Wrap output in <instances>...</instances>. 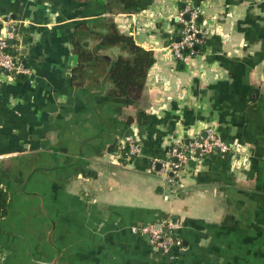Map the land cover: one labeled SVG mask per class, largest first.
I'll use <instances>...</instances> for the list:
<instances>
[{"label": "crops", "instance_id": "0c3cea01", "mask_svg": "<svg viewBox=\"0 0 264 264\" xmlns=\"http://www.w3.org/2000/svg\"><path fill=\"white\" fill-rule=\"evenodd\" d=\"M135 1L0 0V37L16 27L31 69H0V264H264V0ZM187 2L203 42L179 61ZM108 20L154 53L139 100L73 77L76 28L102 34ZM208 127L232 151L170 181L172 144ZM172 217L182 245L167 251L131 231Z\"/></svg>", "mask_w": 264, "mask_h": 264}, {"label": "built area", "instance_id": "2783aa9c", "mask_svg": "<svg viewBox=\"0 0 264 264\" xmlns=\"http://www.w3.org/2000/svg\"><path fill=\"white\" fill-rule=\"evenodd\" d=\"M200 14L199 7L191 2H187L180 11L178 15V21L182 24L180 40L172 41L170 44L176 60H185L186 50H191L203 42V31L198 22ZM19 38V32L14 25L7 26L0 37V69L10 77L27 75L31 72L19 54L16 44L10 45V42H16ZM232 149V145L225 141L214 127H208L204 133L187 142H174L170 149V155L174 161L168 164V170L172 173L170 181L181 177L191 161L201 162L214 151L225 154L231 152ZM129 151L137 155L141 152V146L130 141ZM175 229L176 225L173 223L166 228L157 227L154 224L131 227L133 233L147 235L154 249L164 251L170 249L172 245H182V241L175 236Z\"/></svg>", "mask_w": 264, "mask_h": 264}, {"label": "trees", "instance_id": "16d2710c", "mask_svg": "<svg viewBox=\"0 0 264 264\" xmlns=\"http://www.w3.org/2000/svg\"><path fill=\"white\" fill-rule=\"evenodd\" d=\"M134 4L135 0H109L108 8L113 10L115 6L126 7ZM106 28L107 32L102 34L85 23L76 28L73 49L79 62L73 69V77L77 83L91 81L103 85L108 81L111 85L110 95L139 100L145 89L148 70L155 61L154 53L137 44L131 35L120 32L113 20H108ZM88 38L96 41L91 43ZM14 44L16 42H10L11 46ZM113 46L121 47L128 52V56L112 59L104 55L103 51ZM6 212L7 195L0 188V217Z\"/></svg>", "mask_w": 264, "mask_h": 264}, {"label": "water", "instance_id": "95a60500", "mask_svg": "<svg viewBox=\"0 0 264 264\" xmlns=\"http://www.w3.org/2000/svg\"><path fill=\"white\" fill-rule=\"evenodd\" d=\"M177 40H180V37H179ZM196 48H197V46L194 47V49H196ZM187 51H188V50H187ZM166 218H167V216L165 215V219H166ZM171 221H172L173 224H176L177 218H176V217H172Z\"/></svg>", "mask_w": 264, "mask_h": 264}]
</instances>
